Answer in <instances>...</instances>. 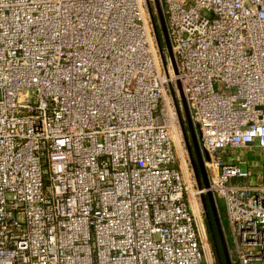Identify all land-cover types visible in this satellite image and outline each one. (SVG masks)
Wrapping results in <instances>:
<instances>
[{
	"label": "built area",
	"instance_id": "1",
	"mask_svg": "<svg viewBox=\"0 0 264 264\" xmlns=\"http://www.w3.org/2000/svg\"><path fill=\"white\" fill-rule=\"evenodd\" d=\"M157 1L176 71L155 0H0V264H209L207 192L231 263L264 264V172L225 161L264 150V0Z\"/></svg>",
	"mask_w": 264,
	"mask_h": 264
},
{
	"label": "rangeland",
	"instance_id": "2",
	"mask_svg": "<svg viewBox=\"0 0 264 264\" xmlns=\"http://www.w3.org/2000/svg\"><path fill=\"white\" fill-rule=\"evenodd\" d=\"M160 8H161V6H160ZM161 11H162V9H161ZM162 14H163V12H162ZM154 17H155V21H156L157 26H160L156 10L154 12ZM163 17H164V15H163ZM164 20H165V18H164ZM160 36H161V38H160L161 46L166 53L167 51H166V47H165V43H164L163 34L161 33ZM181 116H182L183 126L185 128V133H183L182 129H181V131H179L174 136L175 147H176L177 155L179 157V162L184 161L186 166L188 167V171L190 173H192V171L194 173L193 167H195L197 172H198L199 181H200L201 185H203V181H202V178L200 175L195 150L192 146V141H191V137H190L188 127H187V123H186V119H185L183 109L181 112ZM193 127H194L195 134L197 136V142H198L199 149H200V151H202L200 144H199L198 130H197L196 126H194V124H193ZM188 146L190 147V150H191L190 152L188 150ZM179 149L181 150V154H180ZM190 154L192 156V159L190 158ZM225 161L227 163L238 164L239 167L241 168V170L248 171L250 174L248 181L251 183L254 181V178L256 180H259L260 175L264 172V153L262 151H259L257 148L252 147L251 145H249V147L247 146V147H243V148H231V149H229L227 151ZM203 166H204V164H203ZM191 169H192V171H191ZM203 198H205V200L207 202V207H208V209H205L203 207L204 212H203V214H201V217H202L201 232H202V236H203L205 252H206V255L208 257L209 264H217L218 263L217 262V259H218L217 254H216V251L214 250V248L212 246V242L209 240L210 237H209V232H208V228H207L206 211H208L210 209V207L208 205L206 194L204 196H202V199ZM218 200H219L218 201L219 206H218L217 213L219 215V222H220V225L222 228L223 236L226 240L227 227L225 226V223H224V221H225V210H224V205L222 204V201H220V199H218ZM228 253L230 256L229 250H228Z\"/></svg>",
	"mask_w": 264,
	"mask_h": 264
},
{
	"label": "water",
	"instance_id": "3",
	"mask_svg": "<svg viewBox=\"0 0 264 264\" xmlns=\"http://www.w3.org/2000/svg\"><path fill=\"white\" fill-rule=\"evenodd\" d=\"M155 8H156L157 16H158L159 25L161 27L163 38H164V43H165V47H166V51H167L166 54H167V56H168V58L170 60V63L172 64V67H173L174 71H176L175 59H174V55H173V52H172L171 44H170V41H169V38H168L165 20H164L160 5H159L157 0H155ZM151 19H152L153 26H154V31H155L157 44H158L159 50L161 52L162 59H163V61H165L163 50H162V46H161V42H160V39H159L158 34H157L155 18H154L152 13H151ZM179 93H180L182 109L184 111L187 127H188V130H189V133H190V137H191V141H192V146H193V148L195 150V154H196V158H197V162H198V166H199L200 175H201V178H202V181H203V185L205 187H207L208 186L207 174H206V170H205V168L203 166V157H202V153H201V151L199 149V146H198L197 136H196L195 131H194L193 122L191 121V118H190V115H189V111H188V108H187V105H186V102H185L184 95H183V93H182V91L180 89H179ZM178 114H179V119H180V125H181L182 132L185 133V128L183 126L182 117H181L180 112ZM188 150H189V152L191 151L189 146H188ZM190 158L192 159L191 154H190ZM193 170H194V175H195V178L197 180V183H198L199 186H201V183L199 181L198 172H197L196 168L193 167ZM206 197H207L208 205H209L211 211L213 212V214L215 216V223H216L217 231H218L219 238H220V243H221V248H222L225 264H232L231 260H230L229 253H228L229 249H228V246H227V242H226V240H225V238L223 236L222 228H221V225H220V222H219V216H218V213H217L218 206H219V203H218L219 200L215 201L214 197L212 196V194L210 192L206 193ZM202 200H203L204 208L207 209V202H206L205 198H203ZM220 201H222V204L224 205V210H225L224 201L222 199H220ZM224 223H225V226L227 227L226 211H225V221H224Z\"/></svg>",
	"mask_w": 264,
	"mask_h": 264
},
{
	"label": "flooded vegetation",
	"instance_id": "4",
	"mask_svg": "<svg viewBox=\"0 0 264 264\" xmlns=\"http://www.w3.org/2000/svg\"><path fill=\"white\" fill-rule=\"evenodd\" d=\"M206 219L208 221L209 237H210L211 242H212V244L214 246V250L216 251L217 258H218V261H219L220 260L219 251L222 253V256H223V252H222V248H221L219 234H218V231H217V226H216V223H215V216H214L213 212L211 211V209L206 211ZM223 261H224V258H223ZM224 263H225V261H224Z\"/></svg>",
	"mask_w": 264,
	"mask_h": 264
},
{
	"label": "trees",
	"instance_id": "5",
	"mask_svg": "<svg viewBox=\"0 0 264 264\" xmlns=\"http://www.w3.org/2000/svg\"><path fill=\"white\" fill-rule=\"evenodd\" d=\"M155 18V17H154ZM156 22V21H155ZM156 28H157V34H158V37H159V39L161 38V33H162V30H161V27L160 26H157V24H156ZM161 42V41H160ZM163 49V48H162ZM207 209H208V207H207ZM207 228H208V221H207ZM210 241H211V239H210ZM212 246H213V244H212ZM213 248H214V246H213ZM219 255H220V260L218 261V259H217V264H225L224 263V261H223V256H222V253L219 251Z\"/></svg>",
	"mask_w": 264,
	"mask_h": 264
},
{
	"label": "bare ground",
	"instance_id": "6",
	"mask_svg": "<svg viewBox=\"0 0 264 264\" xmlns=\"http://www.w3.org/2000/svg\"><path fill=\"white\" fill-rule=\"evenodd\" d=\"M180 151V154H181V150L179 149ZM193 202V207H194V210L196 211V213H198V204H197V201L196 200H192Z\"/></svg>",
	"mask_w": 264,
	"mask_h": 264
},
{
	"label": "crops",
	"instance_id": "7",
	"mask_svg": "<svg viewBox=\"0 0 264 264\" xmlns=\"http://www.w3.org/2000/svg\"><path fill=\"white\" fill-rule=\"evenodd\" d=\"M251 146L257 148L259 151H262V152L264 153V150L261 149V148H259V147H257L256 144H252ZM248 147H249V146H248Z\"/></svg>",
	"mask_w": 264,
	"mask_h": 264
}]
</instances>
